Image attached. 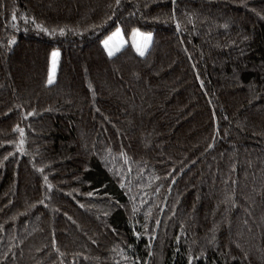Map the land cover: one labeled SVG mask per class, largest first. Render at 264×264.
Wrapping results in <instances>:
<instances>
[{
    "label": "trees",
    "instance_id": "16d2710c",
    "mask_svg": "<svg viewBox=\"0 0 264 264\" xmlns=\"http://www.w3.org/2000/svg\"><path fill=\"white\" fill-rule=\"evenodd\" d=\"M259 117L264 0H0V264H264Z\"/></svg>",
    "mask_w": 264,
    "mask_h": 264
},
{
    "label": "rangeland",
    "instance_id": "374dc122",
    "mask_svg": "<svg viewBox=\"0 0 264 264\" xmlns=\"http://www.w3.org/2000/svg\"><path fill=\"white\" fill-rule=\"evenodd\" d=\"M109 36H111V35H109ZM108 37H106V38H108ZM134 39H136V41H135L136 44L142 43V37L136 36V38H134ZM109 43H110V46H119V48H120V45H121L120 37H113V39ZM25 45H26V53H27L29 58L30 57H33V58L34 57H40L42 55L44 48L41 45H39L33 41H27V42H25ZM24 65L27 69V72L31 75L42 76L44 73V68L41 67L38 63L30 62L29 60H27L24 62ZM57 66H58V60H57L56 67L54 70V79H55V72H56ZM50 67H51V55H50V60H49V68ZM48 75H49V73H48ZM54 79H53V81H54ZM243 97H244V93L240 90L229 93L227 100H228L230 107L232 109L238 108L242 103ZM254 127L257 129H260V130H264V117L256 118L254 121Z\"/></svg>",
    "mask_w": 264,
    "mask_h": 264
},
{
    "label": "snow or ice",
    "instance_id": "6c2138e0",
    "mask_svg": "<svg viewBox=\"0 0 264 264\" xmlns=\"http://www.w3.org/2000/svg\"><path fill=\"white\" fill-rule=\"evenodd\" d=\"M117 4H119L120 0H116ZM13 19H15V16L13 17ZM37 27H41L40 25H37ZM42 31L44 32H49V30L47 28H41ZM55 30H53L51 33L49 34H54ZM59 32L61 35L64 34V29L61 28L59 29ZM133 37L135 38L136 36H140L142 37V43L140 44H136L135 48L137 53L140 56H144L145 55V51L147 50V48L149 47V44L151 42L152 39V33L148 32V33H141L139 32L138 29H133ZM121 35V29L119 27L116 28L115 32L109 36L108 38H106L105 40L101 41V43L104 45L105 51L107 52L108 56L111 57L114 52L119 51V46H110V41L113 39V37H119ZM9 43H12V41H10ZM59 57V52L58 51H53L51 53V67L49 68V75H48V83L51 84L53 79H54V70L56 67V63ZM20 133L21 136H23V130L20 129Z\"/></svg>",
    "mask_w": 264,
    "mask_h": 264
}]
</instances>
